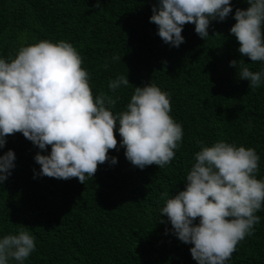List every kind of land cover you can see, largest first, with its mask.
Here are the masks:
<instances>
[{"label": "trees", "instance_id": "obj_1", "mask_svg": "<svg viewBox=\"0 0 264 264\" xmlns=\"http://www.w3.org/2000/svg\"><path fill=\"white\" fill-rule=\"evenodd\" d=\"M156 3L100 0L97 8L96 0H0V58H14L20 47L41 40L67 41L83 59L93 95L119 97L114 114L125 110L135 86L155 84L170 94V115L183 129L175 159L164 168H136L118 146L108 153L117 163L99 165L85 184L40 176L34 156L47 155L50 147L41 151L21 133L6 137L0 154L11 149L16 159L0 185V238L28 227L36 248L24 264H197L192 245L179 241L160 216L162 194L184 188L197 141L254 148L257 179H264V80L253 90L229 64L244 59L252 71L264 68L240 56L229 31L246 0H231L232 13L212 21L205 40L186 24L179 47L165 44L149 22ZM118 75H127L131 85L113 93L108 83ZM257 215L260 222L227 264H264V209Z\"/></svg>", "mask_w": 264, "mask_h": 264}, {"label": "clouds", "instance_id": "obj_2", "mask_svg": "<svg viewBox=\"0 0 264 264\" xmlns=\"http://www.w3.org/2000/svg\"><path fill=\"white\" fill-rule=\"evenodd\" d=\"M246 3V9L235 10L229 31L241 57L264 64V0ZM95 7H100V0ZM151 11L149 22L157 26L160 39L179 47L185 42L186 24H193L205 40L211 22H223L233 9L231 0H157ZM229 64L253 90L264 80V68L252 71L244 59ZM82 65L80 53L64 40H41L20 47L14 58H0V149L6 137L21 133L41 151L50 147L47 155L38 151L34 156L40 176L77 178L82 184L94 177L99 165L117 163L108 153L118 146L136 168L169 165L183 138L182 125L170 115V94L155 84L135 86L125 110L114 114L119 97L94 96ZM129 85L127 75H118L109 80L108 88L115 93ZM197 144L200 150L183 190L170 197L162 194L160 216L167 217L179 241L192 245L189 251L197 264H227L260 222L257 212L264 209V179H257L260 157L254 148L222 140L211 146ZM15 159L11 149L0 154V185L11 175ZM27 228L0 238V264H24L35 251V237Z\"/></svg>", "mask_w": 264, "mask_h": 264}]
</instances>
